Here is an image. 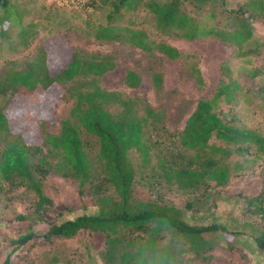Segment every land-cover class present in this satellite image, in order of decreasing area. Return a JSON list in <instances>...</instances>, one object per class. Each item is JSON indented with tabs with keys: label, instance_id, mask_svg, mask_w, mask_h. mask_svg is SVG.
<instances>
[{
	"label": "trees",
	"instance_id": "trees-1",
	"mask_svg": "<svg viewBox=\"0 0 264 264\" xmlns=\"http://www.w3.org/2000/svg\"><path fill=\"white\" fill-rule=\"evenodd\" d=\"M97 5L107 12L105 24L95 25L96 39L127 43L149 55L156 50L174 60L181 53L133 27L131 16L142 10L151 14L158 31L185 40L214 38L233 46L232 58L246 65L249 57L261 51L251 20L263 15V0H244L234 7H228L227 0H97ZM27 13L23 8L12 9L9 0H0L2 40L8 39V27L2 24L6 21L15 27ZM123 17L125 24L118 22ZM31 26V21L22 24L17 34L25 35ZM40 49V64L11 70L0 78V95L5 97L0 103V191L21 188L30 197L26 212L13 216L17 225L11 228L17 235L6 240L8 252L38 236L50 242L80 232H99L104 236L103 264H190L186 251L205 264H228L204 254L213 247L206 240L202 246L193 244L194 236L226 230L222 225L188 224L176 207L138 200L132 194L136 183L150 187L159 181L177 190L203 192L225 185L231 169L244 168L237 160L264 155V134L219 115L220 106L230 104L240 89L227 61L220 63L221 79L212 95L199 98L182 127L169 133L162 108L156 110L141 98L106 89L115 84L139 89L145 84L142 76L117 65L110 54L84 52L58 37L43 40ZM245 72L250 78L261 73L254 67ZM191 78L202 87L197 68L192 69ZM64 82H70L64 92L72 104L68 116L59 121L58 132L50 133L45 130L52 120L50 105L43 95L60 94ZM150 84L160 91L161 74L151 71ZM30 113L33 119L17 129L16 114ZM232 159L233 166L228 164ZM48 175L72 180L79 197L88 190L95 197L97 212L46 222L43 233L35 231L34 226L45 222L44 213L54 208L44 192ZM248 204L263 212L264 191ZM254 241L264 252V229Z\"/></svg>",
	"mask_w": 264,
	"mask_h": 264
},
{
	"label": "rangeland",
	"instance_id": "rangeland-1",
	"mask_svg": "<svg viewBox=\"0 0 264 264\" xmlns=\"http://www.w3.org/2000/svg\"><path fill=\"white\" fill-rule=\"evenodd\" d=\"M9 1L12 9L23 8L28 13L15 27L8 26L6 21L2 24V27H8L5 30L8 39L2 40L0 36V78L11 70L17 71L30 64H40V43L45 39L58 37L64 44L84 52L110 54L117 65L142 76L145 84L139 89L128 88L123 84H115L106 89L119 92L122 96L141 98L156 110L162 108L165 130L171 133L182 127L184 119L199 98L212 95L221 79L220 63L227 61L229 74L240 89L230 104L220 106L219 115L224 121L244 125L264 134V13L251 20L254 33L261 43V51L254 57H249V64L246 65L243 60L232 58L235 51L233 46L214 38L185 40L168 32L158 31L151 14L143 10L134 13L133 18L131 16L133 27L143 30L155 42L161 41L176 48L181 53L178 58L170 60L156 50L149 55L127 43L96 39L95 25L105 24L107 12L106 7L97 5V0H88L78 10L61 7L56 0ZM243 1L227 0V5L234 7ZM30 21L32 26L28 32L21 36L17 34L22 24ZM126 21V17L118 20L121 24ZM250 67L260 69L261 73L254 78L248 77L245 71ZM193 68L200 72L203 81L201 88L191 78ZM151 71L161 74L160 91H156L150 84ZM69 84L70 82L62 84L60 94L51 96L45 92L43 95V99L50 105L52 120L45 128L50 133H57L59 121L68 116L72 99L64 91ZM4 100L5 97L0 95V103ZM109 109L116 110L115 107ZM32 119V113L26 117L16 114L15 126L21 129L24 123ZM233 161L234 159L230 160L228 164L233 166ZM237 161H241L244 168L231 169L229 179L223 186H210L203 192L189 193L177 190L172 185L167 186L161 181L150 187L136 183L132 187V194L138 200L176 207L181 211V218L188 224L222 225L226 230L194 236L195 246H199V242L202 246L204 240L213 246L204 254L224 259L228 264H262L264 252L260 251L261 256L256 254L253 259L248 255L254 247L257 249L254 236L264 229V211L257 212L248 201L264 191V155L257 158L246 155L244 160ZM43 184L45 194L54 202V208L44 213L45 222L34 226L35 231L43 233L46 222L58 223L77 215H92L97 212L95 197L88 190L79 197L72 180L48 175ZM29 200V195L22 192L21 188L9 192L0 191V264H103L100 252L104 236L99 232H80L73 237H57L50 242H45L38 236L9 253L5 242L17 235L11 228V225H17L13 216L25 213ZM173 241L180 242L178 239ZM187 245L182 244L183 247ZM5 255L8 256L7 260L1 263ZM184 256L190 257V264H205L190 251H186Z\"/></svg>",
	"mask_w": 264,
	"mask_h": 264
},
{
	"label": "built area",
	"instance_id": "built-area-1",
	"mask_svg": "<svg viewBox=\"0 0 264 264\" xmlns=\"http://www.w3.org/2000/svg\"><path fill=\"white\" fill-rule=\"evenodd\" d=\"M88 0H56V3L64 8L78 10L86 5Z\"/></svg>",
	"mask_w": 264,
	"mask_h": 264
},
{
	"label": "crops",
	"instance_id": "crops-1",
	"mask_svg": "<svg viewBox=\"0 0 264 264\" xmlns=\"http://www.w3.org/2000/svg\"><path fill=\"white\" fill-rule=\"evenodd\" d=\"M250 253V254H249ZM248 256H250V258L253 259V257L258 254L259 256H261V253H260V250L256 249L255 247L251 250V252H249ZM263 256V261H262V264H264V254H262ZM252 261V260H251ZM251 264H254V262H252ZM257 264V263H256Z\"/></svg>",
	"mask_w": 264,
	"mask_h": 264
}]
</instances>
